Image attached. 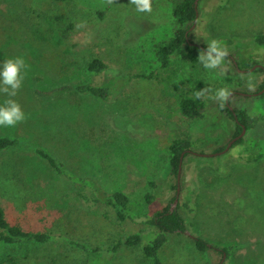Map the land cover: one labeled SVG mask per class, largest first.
I'll use <instances>...</instances> for the list:
<instances>
[{"label":"rangeland","instance_id":"374dc122","mask_svg":"<svg viewBox=\"0 0 264 264\" xmlns=\"http://www.w3.org/2000/svg\"><path fill=\"white\" fill-rule=\"evenodd\" d=\"M174 1L152 0L151 13H137L128 0H0V60L22 55L27 65L14 97L25 119L0 127V137L24 141L0 155V203L11 222L75 239L81 238V224L104 216L109 229L99 243L107 250V264H152L141 247L112 256V237L137 230L144 231L145 240L155 237L145 220L174 202L169 142L202 138L184 158L179 180L177 205H191L193 217L180 211L192 224L184 233L169 234L161 257L166 264H219L227 247L230 254L223 264H264V158L256 163L242 160L246 145L264 137V98L252 94L264 72L240 71L231 58L216 69L203 68V62L192 67L181 49L162 67L155 45L178 26ZM193 26L189 37L195 43L216 39L236 62L253 56L264 67V46L254 40L264 32V0H200ZM94 57L108 64L100 75L87 69ZM141 73L151 75L150 86L129 80ZM80 83L110 86L113 93L105 100L77 91ZM219 87L250 93L231 95V104L260 116L243 136L246 145L221 153L215 150L234 138L236 126L213 98ZM187 89L205 100L200 119L179 109L177 96ZM4 95L0 93V100ZM36 146L54 154L71 172L92 176L110 191H126L137 219L119 223L108 206L86 208L73 185L49 166ZM147 192L155 195L151 203ZM195 235L218 250H197ZM89 255L94 254H77L64 240L0 244L5 264H78Z\"/></svg>","mask_w":264,"mask_h":264},{"label":"trees","instance_id":"16d2710c","mask_svg":"<svg viewBox=\"0 0 264 264\" xmlns=\"http://www.w3.org/2000/svg\"><path fill=\"white\" fill-rule=\"evenodd\" d=\"M49 2L48 0H45ZM68 0H51L53 2H64ZM200 0H175L173 3V14L177 23V27L174 29L173 34L157 42L155 45L156 59L160 62L162 67L170 65L171 57L178 50H183L184 60L195 67L198 64L197 55L199 50L206 51V45H195L193 40L189 37L192 26L198 19V3ZM102 12L100 14L102 15ZM254 40L258 44L264 46V32H259L254 35ZM226 59H233L234 64L238 66V69H247L245 72H264V68L257 66L255 69L251 68L259 63V59L251 56L249 58L242 57L241 61L236 57L227 54ZM235 65V66H236ZM108 68V64L100 57H94L87 62V69L94 75H100ZM151 75L145 73L135 74L131 76L130 81H139L143 87L151 85ZM63 88H71V86H65ZM264 88V80L261 82L258 90L261 91ZM75 89L79 92L90 93L96 97L108 100L113 93V87L102 86L96 83H80L75 86ZM233 95H241L240 93L233 92ZM248 97L249 95H243ZM258 97L264 98V92L258 94ZM178 106L181 113L191 119H200L204 116V110L206 107L205 100L203 98H196V94L192 89L183 90L177 96ZM229 103L231 104V97H229ZM264 103V102H263ZM232 105V104H231ZM234 111L230 110L227 102L223 107L220 106L222 113H227L231 119L235 121L236 131L234 136L241 134L243 125L246 126V132L254 127L256 122L260 119V116H252L246 107L235 105ZM263 116V115H262ZM238 118V119H237ZM240 122L242 124H240ZM240 124V125H239ZM244 136V135H243ZM236 139L231 147L246 142L244 137ZM237 137V136H236ZM190 139L187 137H176L169 142V160L171 164V172L176 181L170 184L171 190L175 192L172 199L175 200L177 196V174L179 166L183 163L184 158L192 153V147L197 144L199 140ZM262 144H264V137H261ZM261 140H255L254 144L246 145L244 149L243 159L249 163L260 162L264 158L263 145H260ZM24 141L9 136L0 137V155L13 149L14 147L22 144ZM227 144L219 147L215 151H221L226 148ZM37 153L45 159L49 166L62 178L67 179L74 189V193L78 200L86 208H95L99 206H108L113 209L116 220L119 223L126 221H134L137 219V215L129 207L130 197L128 193L121 189L108 190L99 180L92 176L78 175L70 171L66 164L57 158L54 154L44 149L41 146H36ZM216 154V153H213ZM152 185H155L152 182ZM155 199V195L151 192L146 193V200L151 203ZM171 203L167 204L163 209L157 210L145 220V223L154 227L152 234L154 238L146 239V234L143 230H137L130 233H117L112 237L113 244L110 247V254L116 255L121 250H130L133 248L141 247L142 254L145 259H148L152 264H166L161 257L160 252L165 248L169 234L177 233L181 234L186 232L188 225L185 217L181 213L180 209H184L190 217H193L194 210L187 202L179 203L177 207L171 209ZM82 229L78 233L81 238H73L69 235H61L52 231L45 230H31L26 229L19 223L11 222L7 217L4 206L0 203V244H21L24 242H37V243H51L57 241H66L70 248L74 249L77 254L85 253L94 254L82 263L78 264H107L109 261L108 256L105 254L104 248L101 247L99 239H107L104 237V233L109 229V223L104 216H97L95 220L88 223L81 224ZM71 228V231H74ZM94 238V242L91 240ZM193 241L197 250L205 252L209 249H217L218 247L210 244L203 236H193ZM223 253L230 254L227 247L223 248ZM64 258V257H62ZM58 260V259H57ZM7 260L0 259V264H5ZM57 264H63L58 262ZM228 264V263H227Z\"/></svg>","mask_w":264,"mask_h":264},{"label":"clouds","instance_id":"9594fccd","mask_svg":"<svg viewBox=\"0 0 264 264\" xmlns=\"http://www.w3.org/2000/svg\"><path fill=\"white\" fill-rule=\"evenodd\" d=\"M128 2L137 13L152 12V0H128ZM227 54V49L220 41L211 39L206 40V51L199 50L196 59L199 63L203 62L202 66L205 69H216L223 64ZM26 67L22 55L0 60V93L5 94L4 98L0 100V127L15 126L25 119V112L14 97L22 86ZM247 86L249 90L254 88L251 78H249ZM200 95L201 93L197 92L196 98H200ZM212 95L223 107L230 97V90L226 87H219Z\"/></svg>","mask_w":264,"mask_h":264},{"label":"water","instance_id":"95a60500","mask_svg":"<svg viewBox=\"0 0 264 264\" xmlns=\"http://www.w3.org/2000/svg\"><path fill=\"white\" fill-rule=\"evenodd\" d=\"M193 27H194V26H193ZM193 44H195V45H199V44H197V43H195V42H193ZM235 63H237V62L235 61ZM257 66L263 67V65H261V64H256L255 66L252 67V70L255 69ZM263 68H264V67H263ZM240 70H241V69H240ZM241 71H243V70H241ZM263 92H264V88H263L261 91H259V92H255V93H253V94H254V95H258V94H261V93H263ZM238 93H240L241 95H250V93H246V92H238ZM232 94H233V92L230 93V96H231ZM227 104L229 105L230 110L234 111V107H233V105H231V104L229 103V99H228V101H227ZM237 119H238V118H237ZM242 126H243V131H242V133L239 134L237 137L233 138V139L227 144L226 148H225L224 150L219 151L218 153H221V152L227 151V150L231 147L232 143H233L236 139L242 137V136L245 134V132H246V126L243 125V124H242ZM212 154H213V153H208V154H205V153H204V154H202V155H212ZM181 170H182V163H181L180 166H179V170H178V174H177V177H178L177 196H176V198H175V200H174V202H173V204H172V206H171V209H174V206H176L177 203H178V201H179V192H180V184H179V180H180V176H181ZM225 257H226V253H224L223 258L221 259V261L219 262V264H223V263H224Z\"/></svg>","mask_w":264,"mask_h":264},{"label":"flooded vegetation","instance_id":"af4514ba","mask_svg":"<svg viewBox=\"0 0 264 264\" xmlns=\"http://www.w3.org/2000/svg\"><path fill=\"white\" fill-rule=\"evenodd\" d=\"M232 58H233V57H232ZM257 64H258V63H257ZM235 65H236V64H235ZM236 68L238 69V66H237V65H236ZM238 70H240V69H238ZM241 70L246 71L247 69H241ZM241 70H240V71H241ZM251 70H252V68H251ZM234 91L237 92L236 90H234ZM234 91H233V92H234ZM252 94H253V93H252ZM232 95H233V94H232ZM246 96H247V95H246ZM240 124H242V123L240 122ZM240 124H239V125H240ZM242 131H243V130H242ZM241 133H242V132H241ZM236 136H238V135H236ZM236 136H234V138H235Z\"/></svg>","mask_w":264,"mask_h":264}]
</instances>
